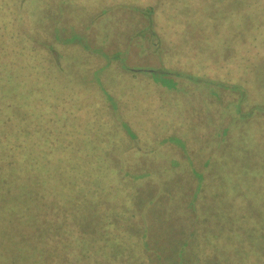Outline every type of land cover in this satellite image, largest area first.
Wrapping results in <instances>:
<instances>
[{
    "label": "rangeland",
    "instance_id": "1",
    "mask_svg": "<svg viewBox=\"0 0 264 264\" xmlns=\"http://www.w3.org/2000/svg\"><path fill=\"white\" fill-rule=\"evenodd\" d=\"M13 1L17 4L18 0ZM191 1H194L196 8ZM11 2L12 0H8V5ZM59 2L55 18V14H51L52 11L55 12V0H25L22 2L25 8H22L21 21L16 18L8 19V15H11L8 13L9 10L17 9L12 5L6 6L5 15L0 17V21L4 20L9 30L11 26L13 28L18 26L21 32L14 31L13 35L5 39L0 37V58L4 59L8 66L12 62H18L21 77L26 76L25 86L16 87L18 94L15 99L21 101L20 97L25 96V104L21 106L27 108L23 122H27L25 129L28 133H45L51 130L47 127L45 130L46 125L35 130L36 122L29 121L34 117L29 114L28 108L33 109L35 113L37 105L44 101L55 105V123H52L55 133H51L55 135V167L59 165L60 159L65 160L67 166H70L68 158H62L64 154L71 156L78 150L100 153L103 150L108 151L112 158L107 161L103 158L102 162L112 170L109 171L110 178L106 176L109 180L106 184L107 189H100L98 197L105 194L106 206L110 202V194L114 188H118V198L121 194H127L128 199H135L133 208L137 211L140 207L141 213L144 214L143 240L148 249L137 245L140 240L139 229L137 225H132L122 230L127 233L122 232L120 238L129 235L131 241L126 239L117 240L116 243H110L112 240L105 241L108 245H100L98 251L86 260L98 264L103 261L102 255L109 247L116 249L119 245L126 244L125 247L134 250V255L142 259V264H217V260L222 262L218 264H263L264 245L261 248V242L257 239L264 230V225L259 227L260 213L253 210L257 207L255 204H250L252 209L248 210L245 203V197L251 194L248 189L244 193L237 191L239 185L234 181L240 180L241 174H234L235 170L227 173L230 177L225 183L226 189L229 193L235 194L236 203L234 202L232 210L237 204L243 203L244 210L240 207L235 210L242 212L248 220L245 218L244 221V217L235 213L229 221L233 224L231 227L229 223H225L222 229L217 227L219 181L217 168L223 159H234V156L230 151L224 150L217 154V79H215L217 63H214L216 60L214 59L212 65L210 58L203 61L204 66L200 71L206 75L204 78L195 75L192 79L187 77L180 79L172 90L160 91V88L152 86L147 92V88L129 79L144 71L138 70L139 66L142 67L138 49L151 51L148 54L149 63L156 64L160 61L150 46L156 43L158 37L165 46L163 49L165 52L160 53L164 66L198 72L200 66L195 63L199 57L191 51L184 56L182 49L205 48L208 49L204 50L205 55L212 53L213 58L217 59V3L214 6L215 13L211 15L208 13L210 17L206 19L203 17L202 21L198 13L202 10V15L207 14L203 8L208 7L203 0H180L177 5L170 7L167 3L159 4L162 0H72L73 7L84 12L87 21L93 17L90 7L109 8L106 16L98 15L95 22L89 24L86 20L76 17L78 12L64 14L62 10L69 9L71 3L66 0ZM145 5L154 7L151 14H143L139 10ZM188 9L194 10V14L192 13L189 18L183 16V23L186 24L188 21L189 25H193L189 31L186 29L187 33L182 35L183 38L176 40L174 38L178 35L172 31L178 27L170 30L168 24L169 27H166L168 21L164 19L174 15L178 10L188 12ZM25 15L28 16L27 22ZM193 20L201 22L194 25ZM2 29L3 25L0 23L1 32ZM150 29L155 33L148 36L146 32ZM102 36L107 42L106 45L100 40ZM188 36L192 39L189 40ZM194 39L201 40L197 44ZM208 40L209 43L205 46ZM49 41L55 49L48 48L46 44ZM146 42L148 45H145ZM248 48L249 45L245 47ZM106 53L112 54V57L103 60ZM110 60L119 64L107 68L106 64ZM254 67L263 68V65L258 61ZM212 76L214 78H211ZM208 77L211 81L204 80ZM40 79L45 84L40 83ZM49 86L53 90H50ZM219 92L220 97L233 98L230 97L232 93L229 91ZM259 93H262V96ZM260 99L264 101V73L260 74L259 82L255 80L251 94H248L241 104ZM213 103L216 107L213 106L211 112ZM49 104L46 105L50 106ZM247 106L245 105L246 108ZM260 119L263 122L264 115H260ZM40 120L42 122V119ZM194 121L195 126L192 128ZM245 121L233 125L229 135L230 146L235 143L240 134L239 130L244 126H247L246 134L250 131L251 122L249 119ZM191 128L194 131L192 134L188 131ZM38 138L42 140V136ZM38 138L36 137L35 142ZM209 143L210 147H207ZM41 147L42 142L36 146L35 151ZM39 151L36 152V156L40 158ZM239 154L249 157L243 149L235 150V155ZM188 158L193 160L192 165ZM50 159L53 163L52 156ZM253 169L258 173L257 178L253 180L254 186L251 187L259 184L261 186L254 199L258 201L256 195H261L264 201L262 186L264 174L261 173L258 164L254 165ZM238 170L249 174V167L245 165L240 166ZM23 179L31 180L33 175L29 174ZM55 184L67 187L69 191V182L63 183L55 178ZM19 191L24 190L21 188ZM19 191H9L5 195L4 193L0 195L4 221L7 225L10 223L13 225L10 231H7L8 227L6 228L5 236L0 239L2 249L0 264H13L9 262L8 257L5 260L3 256L6 252L10 253V247L19 249L16 264H55V258L60 257L59 249L62 248L63 253L66 248L84 242L80 240L75 243L68 240L75 235L74 230L70 231V226L81 214H86L83 218L89 220L90 211L77 209L69 213L68 221L62 220L59 225L58 217H52L55 227L52 226L48 232V227L40 221V215L38 216L42 209L41 187L38 193L34 190L15 194ZM117 202L120 203V200L117 199ZM101 208L100 213L107 212L105 211L107 208ZM108 210L116 211L117 208ZM232 210L228 209L227 212ZM19 213L21 221L33 214L38 216L39 221L27 224L31 221L28 219L23 225L16 223V218L10 219L11 215L15 217ZM120 222L123 223L122 220ZM56 226L59 230L55 234ZM91 228L90 225L84 226V233L90 232ZM101 248L104 251L100 250ZM27 255L31 257L27 258ZM115 255L118 256L117 259L123 256L119 253ZM73 257L75 260V255Z\"/></svg>",
    "mask_w": 264,
    "mask_h": 264
},
{
    "label": "trees",
    "instance_id": "2",
    "mask_svg": "<svg viewBox=\"0 0 264 264\" xmlns=\"http://www.w3.org/2000/svg\"><path fill=\"white\" fill-rule=\"evenodd\" d=\"M7 1L8 0H0V17H3L5 15L4 8L12 5L17 10H9L8 13H10L11 15H8V19L16 18L21 21L22 8H25L22 6V2L25 0H18L17 4H15L12 0L9 5ZM59 1L61 0H55V12L52 11L51 13L55 14V18L56 7L58 4H60ZM66 1H69L71 5L69 9L64 8L62 10L64 14L75 11L79 13L76 14L77 18H79L80 20H86L85 13L80 12L79 9L73 7L72 0ZM179 1L180 0H162V2L159 4L167 3V6L170 7L172 5H177L176 3H178ZM203 1L208 6L203 8L207 12V14L202 15V10H196L197 12L199 11V19L202 21L204 20L203 17L205 19L210 17L208 13L210 15L212 13H215L214 6L217 3V59L213 58L214 55L212 53L205 55L204 50H208L205 48H198L195 50H191V48L182 49L183 53H181L184 56H187V53L191 51L192 54L196 55V57H199L196 58L198 62L195 63L200 66L198 72L193 73L182 68L164 66L162 65L160 59V53L165 52L163 50L165 46L161 44V38L158 37L156 43H152L150 44V46L153 47V50L155 53H157L156 56H158V59L160 61H157L156 64L149 63L148 54H150L151 51H148L147 49H138V55L141 56L140 63H142V67L140 68L139 66L138 70L144 71L143 73H139L132 77H129V79L130 81H133L141 85L142 87L147 88V92L152 86L160 88V91L164 89L172 90L175 88L176 83H178L180 79H184L186 77L192 79L195 75H201L204 78L206 75L202 74L200 69L204 66L202 64L204 63L203 61L206 58H210L211 65L215 60L217 61L214 62L217 63V77H215V79H217V154L218 152L224 150L230 151L234 156V159H223L221 161V164H219L217 168L219 178L217 187V227L219 229H222L225 223H229V227H231L233 224L229 221L233 218V215L235 213H237L238 216L244 217V221L246 218V216L242 212L239 213L235 210L239 207L240 209L244 210L243 203L237 204L236 208L234 209L235 211L232 210V206H234L236 203L234 200L235 194L229 193L226 189L225 183L227 182V178L230 177L229 175H227V173L233 170H235L233 172L234 174H241L240 180L235 179L234 181L235 184L237 183V185H239V187H237V191L239 193H244V191L248 189V192L251 193L249 196L245 197V203L248 207V210L252 209V206L250 204H255V206H257L256 208H253V210H256L258 213H260V215H258L260 220L259 227H262L264 225L263 197L261 195H256V198H259V200L255 201L254 199L255 193L260 190L261 186L260 184L255 187L251 186H254L253 180L257 178L258 173V171H254L253 169L254 165H260V171L264 174V121L262 122V120L260 119V115H264V101H261L260 99L254 100L253 102L256 103L251 102L252 104L245 103L242 105L241 103L248 94H251V89L255 80L257 79V81L259 82L260 74L264 73V0ZM192 3H194V1H191V4ZM193 6L195 8L197 7L195 3L193 4ZM90 8H92L91 14L93 15V17L92 19H90V21L86 20L89 24L94 23L97 19L96 16L98 15L106 16L105 14H108L109 10L108 7H101L99 9H93V7ZM40 9H42V7ZM153 9L154 7L152 5H145L139 10L143 14H151ZM181 11L178 10L174 15L165 17L164 19L168 21H166V27L170 26V30L173 27H178L177 30L172 31L173 33L178 35V37L174 38L176 40H178L179 38H183L182 35L184 33H187L186 29H188L189 31V28L193 25L191 23V25H189L188 21H186V24H184V20L182 19V17H191L194 14V10L188 9V12H183V10ZM27 15H25L26 22L28 17ZM200 22L198 20H193L194 25H197ZM0 23L3 25L2 32L0 31V37L2 39L10 37L11 35H13L14 31L18 33L21 32L18 26H15V28L11 26V30H9L4 20L0 21ZM146 33L149 36L151 33L154 34L155 32H153V29H150ZM173 33L172 35H174ZM140 35L144 36L142 33H140ZM189 38L192 39L190 36H188V39ZM185 39H187V37ZM100 40H102L101 42L103 44H107L103 36L102 38H100ZM195 40L198 44L201 39H194V41ZM208 43L209 40L205 42V46H207ZM46 45L49 49H55V46L50 41L47 42ZM145 45H148V43L146 42ZM248 45L249 48L245 49V47H247ZM111 57L112 54L106 53V55L103 57V60L110 59ZM258 61L262 63L263 68L254 67L258 63ZM6 64L7 62H5L4 59L0 58V75L2 76L0 78V195H2L3 193L5 195V193H9V191H19V189L21 188L24 191H19L15 194L34 190L38 193V190H40L41 187V194L43 195L42 209L40 210L41 212L38 214V216L40 215V221L48 227V232L51 230L52 226L55 227V221L52 217H58L60 223H57V225H59L62 223V220L67 219L68 221L69 213H72L77 209H81L83 211L85 210L86 212L90 211L89 220L86 217L83 218V216H85L86 214H81L76 218L75 222H72L73 224L70 226V231L74 230L76 236H71L68 238V240L75 243L80 240H83L84 242L81 243V245L79 242L78 244H74L71 247L66 248V251H64L63 253L62 248L59 249L60 253L59 251L57 253L60 254V257L55 258V264H75L78 261L79 262L76 264H93V262H89L88 260H86V258L96 253L100 245H108L105 241L108 242L112 240V242L110 243H116L117 240L123 241L124 239H126V241H131L129 235L125 238H120L122 236V230L126 229L127 226L132 225H137L139 229L138 238L140 240L138 239L139 242L137 243V245L148 249L145 240H143L144 214L141 213L140 207L137 211L133 208L135 199H128L129 196L127 194H121L120 198H118V188H114L113 192L109 196L111 198L110 202L106 206L104 203L105 194L102 197H98L100 189H107L106 184L109 181L107 177L110 178L109 171L112 170L109 166L105 165L102 160L103 158H106L105 161L111 159L112 156L110 155L112 154H109L108 151L104 150V152L101 151V153L99 151L96 152L88 150H78L77 152L72 153L71 156H68L66 154L62 156V158L64 159L68 158L70 162L69 167L67 166V162L63 159H60L58 161L59 165L55 167V135L51 134L55 133V127L52 126V123H55V105L52 106L51 104L47 103V101H44L42 102V104L37 105L38 112L36 111L35 113H33V109L28 108V112H30L29 114L32 115V118L34 117L29 121L36 122L37 129L35 130L41 128L42 125H46L45 128L43 127L45 130L46 127L48 128V130L51 129L50 131H45V133H28L25 129L27 122H23V118L25 117V111L27 110V108L25 109L23 106H21V104H25V96L22 95L20 97L21 101L19 99H15L16 95L18 94V90L16 89V87L22 88L23 86H25L26 76L22 75L21 77L18 62H12L9 66ZM115 64L119 63L117 61L110 60L107 62L106 67L111 68ZM228 70L233 72H229ZM132 71L134 72L135 69ZM18 74H20V76ZM211 78L214 77L212 76ZM211 78L208 77V79L204 80L211 81ZM40 83H44L42 79H40ZM48 88H50V90H53L51 86H49ZM219 90H226L231 92L232 94L230 97L233 98L225 99L223 97H220ZM259 95L262 96V93H259ZM155 101L157 100L155 99ZM46 104H49L51 107L47 106ZM245 105H248L247 108L245 107ZM213 106L215 108L216 104L214 105L213 103L210 110ZM22 108L24 109L21 110ZM256 115H258V118H256ZM211 116L213 115L211 114ZM40 119H42V122ZM245 119H249L251 122L250 131L246 134L245 132L247 130V126H244L241 130H239V137L235 140L234 144H237H233L234 146H230V144H228L230 142L229 135H231L233 125L238 122L244 123L246 122ZM194 126L195 121L192 128H194ZM192 128L188 129L190 134L194 133V131H192ZM39 136H42L41 141L38 138ZM36 137L38 139L35 142ZM41 142L42 147L41 149H38L40 150L38 153L40 155L39 158L36 156V152L38 150L35 151V149L36 146ZM251 144L252 146L250 147ZM207 147H210V143ZM240 149H243V151H245L247 155H249V157H246L244 155V157H246L244 158L243 154L235 155V150ZM45 153H47V155H45ZM50 156L53 157V163L51 162ZM188 159L189 163H191L192 165L193 160L191 158ZM229 160H232L233 162H236L238 160L239 163L234 164ZM241 161L243 163H241ZM204 162L206 163L207 160L205 159ZM242 165L249 167V174L244 173V171H242L243 173H241L238 170ZM68 168L69 171H67ZM56 169H58L57 172ZM196 172L197 171H195V173ZM29 174L33 175V179L25 181L23 177ZM55 178L59 179L63 183L69 182V191H67V187H62V185L60 184L56 185ZM37 179L38 181H36ZM241 181H243L242 184ZM262 186L264 187V181ZM117 199L120 200V203L117 202ZM1 205L2 201L0 202V239L5 236L6 228L8 227L7 231H10V227L13 226L12 223L7 225V223L4 221ZM36 207L38 206L36 205ZM101 207L107 208V210H105L107 212L103 213L101 211L100 213L99 210L102 209ZM114 207L117 208L116 211L108 210L109 208ZM228 209H231L232 211L227 212ZM20 216V213L16 214L15 217L11 215L10 219L13 220L14 218H16L15 222L18 224L21 223L23 225L26 224L28 219H30L31 221H28L27 224L39 221L37 219L38 216H36L35 214L31 215L29 218L23 219V221H21L22 218ZM120 220H122L125 225L121 223ZM246 220L248 219L246 218ZM126 221H128L127 225ZM78 225L80 228L78 227ZM86 225H90L92 227L90 229V232L88 233H84V226ZM58 230L59 228L56 226L55 234ZM123 233L127 232L125 231ZM258 236L259 239L257 240L261 242V248H263L264 230ZM8 237L10 238V235ZM125 245L121 244L116 249L113 247H109L106 252L101 248L100 250L104 251L102 255L104 259L98 264H142V259L140 260L134 255V250H129V248L125 247ZM112 246L114 245L112 244ZM1 250L2 249H0V251ZM87 251L91 254H89ZM9 252L10 253L6 252L9 256H7L6 253L3 255L5 260L8 257L9 262L16 264L19 258V249L10 247ZM117 253L122 254L123 256L117 259L118 256L115 255ZM74 255L75 260L73 257ZM262 255L264 257V250ZM30 257L31 256L27 255V258ZM83 257L85 260L83 259ZM20 258L22 257L20 256ZM217 261L218 263H222L220 260Z\"/></svg>",
    "mask_w": 264,
    "mask_h": 264
}]
</instances>
